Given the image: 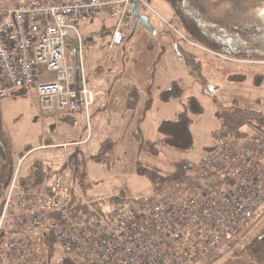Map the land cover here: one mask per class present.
<instances>
[{
	"label": "built area",
	"instance_id": "2783aa9c",
	"mask_svg": "<svg viewBox=\"0 0 264 264\" xmlns=\"http://www.w3.org/2000/svg\"><path fill=\"white\" fill-rule=\"evenodd\" d=\"M135 7L148 8L147 0L0 7V99L33 87L44 114L87 113L93 95L82 83L75 85L79 25L95 14L108 15L113 20L109 46H120L136 29ZM48 141L43 136L37 148L53 147ZM22 160L0 211V264H41L45 235L63 255L83 264H191L226 249L264 210V135L220 138L200 157L197 166L207 174L198 175L208 177L194 187L181 180L134 200L121 198L107 214L81 197L91 218L73 215L79 194L69 169L26 191L18 178ZM214 174L224 180L220 188Z\"/></svg>",
	"mask_w": 264,
	"mask_h": 264
},
{
	"label": "rangeland",
	"instance_id": "374dc122",
	"mask_svg": "<svg viewBox=\"0 0 264 264\" xmlns=\"http://www.w3.org/2000/svg\"><path fill=\"white\" fill-rule=\"evenodd\" d=\"M17 1L0 0V7L12 6ZM147 3L148 8L141 7L140 13L145 14L148 25L140 24L122 45L109 46L111 19L108 15L104 16V22L92 25L94 31L91 34L82 37L81 83L91 91L93 102L87 113L83 111L75 121L57 122L55 114H44L33 87L0 99L4 127L18 154L15 171L18 160L23 158L18 178L28 176L32 179L39 171H57L62 166L74 176L70 165L72 157L78 161L79 170L89 185L83 196L74 176L79 194L77 201L85 198L95 210L107 214L116 205L115 196L134 200L152 192L149 175L140 174L135 168L137 160L143 167L161 172H171L176 162L185 160L196 166L199 174H207L205 169L197 166L206 149L216 146L222 137L253 136L245 126L239 130L229 129L225 121L231 118L225 117L223 108L236 106L264 113V61L237 60L212 54L187 38L173 13L171 18L168 17L171 8L167 3L163 0H147ZM253 12L249 9L243 11V17L250 19ZM102 14H95L93 18ZM176 44L191 61L195 74H190L178 58ZM149 45L153 48L148 49ZM158 56L160 59L156 63ZM44 76L51 79L54 74L44 73ZM152 80V104L145 112L149 97L146 87L152 84ZM168 88H174L179 94L164 102L159 93ZM134 94H139L138 105L130 109ZM190 98L198 100L200 112L188 109ZM186 109L191 118L194 144L191 150L178 152L161 142L157 126L162 119L175 118ZM138 118H143L140 124L136 122ZM134 130H140L144 140L155 143L156 155L141 153L137 156V145L131 137ZM45 135L49 140L47 144L53 147L37 148ZM63 144L71 145L63 147ZM103 144L104 151L98 153ZM25 150L29 151L20 157ZM256 225L248 237L264 234V219ZM245 242L247 244V238L232 251L244 249ZM224 251L215 250L191 264H202Z\"/></svg>",
	"mask_w": 264,
	"mask_h": 264
},
{
	"label": "trees",
	"instance_id": "16d2710c",
	"mask_svg": "<svg viewBox=\"0 0 264 264\" xmlns=\"http://www.w3.org/2000/svg\"><path fill=\"white\" fill-rule=\"evenodd\" d=\"M55 0H18L17 2L52 3ZM171 8L174 18L178 21L179 27L184 31L187 38L193 43L218 55L248 61H264V0H163ZM15 4V3H14ZM245 4V5H243ZM243 6H246L244 8ZM253 10V17L247 19L243 17V11ZM175 52L182 61L188 72L193 75L195 68L191 61L185 56L184 50L176 44ZM157 59L155 60V62ZM195 74V73H194ZM200 75V73H197ZM146 100L144 111L151 108L152 99ZM179 93L174 88L162 90L159 93L160 100L167 102L175 98ZM132 96V95H131ZM130 109L138 105L139 94H134ZM188 109L201 111L198 100L190 98ZM188 109L181 111L175 118L162 119L157 126V134L161 137V142L178 152H187L192 149L194 140L191 132V118ZM225 117L231 118L225 121L229 129L239 130L247 127L253 135H264V113L255 109L239 108L236 106L224 107ZM143 118H138L137 123H141ZM247 134L242 137H247ZM131 137L137 145V156L141 153L156 155L158 153L155 143L144 140L140 130H134ZM0 144L3 147V154H0V211L4 198L13 177L16 157L18 154L12 147L11 139L4 127L3 115L0 109ZM104 144L98 153L104 150ZM25 150L20 153L23 156ZM73 155V154H72ZM97 159V156H96ZM71 170L76 177V182L81 189L83 196L87 193L89 185L86 176L79 170L77 160L70 158ZM64 167L57 171H39L35 178L20 177L19 184L24 190L38 188L44 182L50 180L56 173L63 171ZM135 168L140 174H147L152 180L153 190H159L173 182L185 181L189 186L194 187L201 177L206 179L208 175H198L197 168L188 164L185 160L176 162L171 172H161L154 168L143 167L139 160L135 163ZM216 180L215 187L220 188L224 182L220 179V174H214ZM121 195L115 196L116 204L120 203ZM75 217L91 218L88 209L78 200L74 207ZM264 217V210L255 217L248 225L241 229L236 238L229 244L224 252L211 257L202 264H215L229 252L236 248L240 241L246 239L255 225ZM247 244L242 253L255 261L257 264H264V234L260 237L247 239ZM43 261L41 264H83L72 257L63 255L56 243L50 236L42 237ZM35 264V263H32Z\"/></svg>",
	"mask_w": 264,
	"mask_h": 264
},
{
	"label": "crops",
	"instance_id": "0c3cea01",
	"mask_svg": "<svg viewBox=\"0 0 264 264\" xmlns=\"http://www.w3.org/2000/svg\"><path fill=\"white\" fill-rule=\"evenodd\" d=\"M138 13H139V15L145 20V23H143V22H140L139 23V25L140 24H144V25H148V23H147V19L144 17V15L145 14H141L140 13V8H138ZM167 15H168V17H170V15H172V11L170 10V11H168V13H167ZM101 16H103V17H101ZM104 16H107L106 14H102V15H100L99 17H97L96 19H94V18H92V20L91 21H89V22H87V23H81L80 25H79V30H80V34H81V38L82 37H87L89 34H91V32H93L94 30H93V24L94 23H97V22H104ZM171 18V17H170ZM111 19V18H110ZM95 20H96V22H95ZM111 24H109L108 25V32H109V34L111 33V31H112V26H113V20L111 19V22H110ZM138 25V26H139ZM102 26H104V23L102 24ZM101 26V27H102ZM104 28V27H103ZM138 28V27H137ZM148 28H149V26H148ZM152 30V29H151ZM154 31V30H153ZM148 49H152L153 47L151 46V45H149L148 47H147ZM69 52V48H67V53ZM161 52H164V51H161ZM160 52V53H161ZM212 54H214V53H212ZM159 57V56H158ZM81 54L79 55V56H77L74 60H73V63H74V65H75V85L76 86H80V84H81V64H80V62H81ZM179 58V57H178ZM160 59V57L157 59V61H156V63L158 62V60ZM155 63V64H156ZM155 67V66H154ZM151 77H153V73H152V76ZM153 85H154V81L152 80V84L150 85V86H147V87H150L151 88V86L153 87ZM146 87V88H147ZM151 92V91H150ZM83 112V110H81V109H79L78 111H76L75 113H73V114H71V115H68V116H63V117H57L56 115L54 116V119H55V121H57V122H68V123H71V122H73V121H75V119L79 116V115H81V113ZM12 144V143H11ZM199 174V173H198ZM201 174V173H200ZM262 219H264V218H262ZM261 219V220H262ZM260 220V221H261ZM259 221V222H260ZM258 222V223H259ZM255 227H257V225L255 226ZM254 229H252L251 231H253ZM247 239L249 238V239H251V238H255V237H252V236H250V237H246ZM244 245L246 246V242L244 243ZM243 245V246H244ZM242 248H240L239 250H234V251H231V252H229L227 255H225L223 258H221L219 261H217L215 264H257L255 261H253L252 259H250V258H248V257H246L243 253H242Z\"/></svg>",
	"mask_w": 264,
	"mask_h": 264
},
{
	"label": "water",
	"instance_id": "95a60500",
	"mask_svg": "<svg viewBox=\"0 0 264 264\" xmlns=\"http://www.w3.org/2000/svg\"><path fill=\"white\" fill-rule=\"evenodd\" d=\"M135 12H136V15H137V23H136V27L135 28L137 29L139 23L140 22L145 23V20L139 15L137 7H135ZM0 154H3V147L1 146V144H0Z\"/></svg>",
	"mask_w": 264,
	"mask_h": 264
}]
</instances>
